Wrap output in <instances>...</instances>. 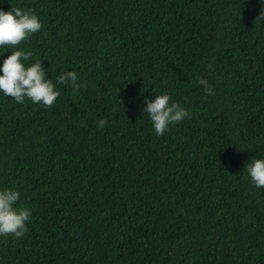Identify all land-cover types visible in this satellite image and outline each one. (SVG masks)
Masks as SVG:
<instances>
[{"label":"trees","instance_id":"trees-1","mask_svg":"<svg viewBox=\"0 0 264 264\" xmlns=\"http://www.w3.org/2000/svg\"><path fill=\"white\" fill-rule=\"evenodd\" d=\"M11 7L42 22L15 50L61 95L0 92V190L31 210L22 237L0 236V264H264V188L244 170L264 159V0ZM68 71L87 87L58 84ZM164 93L191 117L157 136L143 110Z\"/></svg>","mask_w":264,"mask_h":264},{"label":"clouds","instance_id":"clouds-1","mask_svg":"<svg viewBox=\"0 0 264 264\" xmlns=\"http://www.w3.org/2000/svg\"><path fill=\"white\" fill-rule=\"evenodd\" d=\"M42 27L38 15L31 8L22 10L19 7H11L9 11L0 9V47L14 49L0 67L2 72L0 92L6 97L13 98L17 103H23L27 98L33 104L51 108L61 93L53 81L46 78V70L41 60L26 66L24 61L30 60L34 53L15 50L32 35L40 32ZM77 81V74L68 71L59 75L56 82L60 85L70 84L74 90L87 87V84L82 85ZM197 82L204 88L206 95H214L213 87L204 77H197ZM170 101L171 96L167 93L155 96L152 101H146L147 107L143 111L148 114L157 136L164 135L169 130V125L191 117V113L179 103ZM106 123L107 121L103 119L97 122L101 129ZM244 170L247 171L254 186L264 188V159H252L245 165ZM19 200L20 193L15 188L0 190V236L12 235L20 238L27 232L31 210L27 207H16Z\"/></svg>","mask_w":264,"mask_h":264}]
</instances>
